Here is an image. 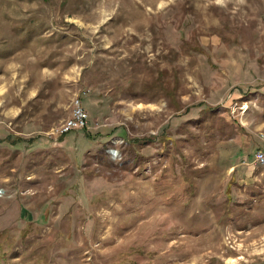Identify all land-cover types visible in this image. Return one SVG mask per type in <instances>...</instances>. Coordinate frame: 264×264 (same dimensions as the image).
<instances>
[{
    "label": "rangeland",
    "instance_id": "1",
    "mask_svg": "<svg viewBox=\"0 0 264 264\" xmlns=\"http://www.w3.org/2000/svg\"><path fill=\"white\" fill-rule=\"evenodd\" d=\"M261 141L264 0H0V264H264Z\"/></svg>",
    "mask_w": 264,
    "mask_h": 264
},
{
    "label": "built area",
    "instance_id": "2",
    "mask_svg": "<svg viewBox=\"0 0 264 264\" xmlns=\"http://www.w3.org/2000/svg\"><path fill=\"white\" fill-rule=\"evenodd\" d=\"M88 114L85 109L81 106L80 100L77 99L72 117L63 126V132L67 133L71 130L78 128H84L87 124ZM255 160L264 165V149H259L256 151Z\"/></svg>",
    "mask_w": 264,
    "mask_h": 264
},
{
    "label": "crops",
    "instance_id": "3",
    "mask_svg": "<svg viewBox=\"0 0 264 264\" xmlns=\"http://www.w3.org/2000/svg\"><path fill=\"white\" fill-rule=\"evenodd\" d=\"M259 147H263L264 148V143L262 141H261L260 145L257 147V149H259ZM257 149H256V151H257Z\"/></svg>",
    "mask_w": 264,
    "mask_h": 264
}]
</instances>
